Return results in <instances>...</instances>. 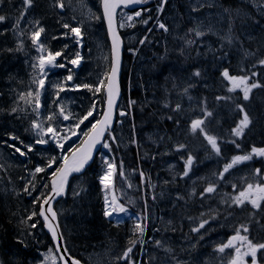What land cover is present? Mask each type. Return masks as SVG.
Wrapping results in <instances>:
<instances>
[{"label":"rangeland","instance_id":"obj_1","mask_svg":"<svg viewBox=\"0 0 264 264\" xmlns=\"http://www.w3.org/2000/svg\"><path fill=\"white\" fill-rule=\"evenodd\" d=\"M236 1L247 4L257 16L264 18V13H261L260 9L256 6L257 4L264 5V0H252L251 3H249V0ZM211 2L215 4V7L205 6L198 11H192V7L196 4V0H192L189 3L186 12L194 27L197 28V26H200V30L205 33L198 43V54L203 58L205 62L204 69L206 70L208 68L216 69L221 62L225 61L226 57L221 59V57L224 56V53H221L224 46L234 48L239 52V49L233 40L232 43H228V37H230L229 22L227 13L223 11V5L218 0H211ZM64 4L65 7L61 10L58 7H53V0H35L34 7L29 9L24 19L21 20L17 31H13L12 29L16 18L19 16V11L22 9L23 0H5V2L0 5V15L8 17V19L5 20L4 25H1L0 23V33H2L0 34V49L6 54V56L1 57L2 59L0 60L2 66H0V110L2 113L0 116V197H2V201L0 200V203L2 202L4 204L2 208H4L8 214L10 222L13 224V236L16 239L19 237L23 242H26L29 246H32L33 249L38 250L40 253L41 260L37 261L35 264H43L44 258L46 255H49V249L51 248L43 249V251H40L39 248H34L38 247L40 244L43 246L45 242L44 236H41L42 231L38 227L36 216L31 220L27 219L33 211H36L34 210L33 198L39 197L40 192L43 193L44 185L48 184L47 179L52 176L54 171H56L60 162L62 163L61 158L65 156L67 151L71 148L70 145L76 140L77 141L74 145L80 142L84 138L83 133L87 132L92 123H95V121L99 119L102 111L101 95L105 86V84L104 86H101L100 82L103 80L106 83L107 74H109L110 56L107 42L104 39V25H102V17L99 11L100 1L64 0ZM237 9L240 11L239 17L243 18L240 25L241 32L247 38L246 40L252 42L259 40V46L264 49V39L261 40V37H259V27L258 25L256 26L253 24L254 17H252L250 11L236 7L234 8L235 14ZM128 15L133 16L134 19L139 17H135V13L127 14L122 16L120 21V23L123 22L126 25L124 28H121L126 32L124 37L126 51L127 53L136 56L137 51H134L136 50L134 49V46L136 43H140V40L139 35H134L132 32H129L131 27L127 26V23H130L126 19ZM35 19H39L41 26L46 29V32L41 35V41L45 43L50 51H61L62 56L57 58V63L65 64V67L63 68L46 66L45 70L47 74L43 77L45 79V88L40 90L41 107L39 108V117H37V113L33 112V107H35L34 95L30 98L32 100L31 104L25 103V101L19 99L21 93L32 91L33 94H35L38 86L33 83V79L34 77L41 78L39 69H34L32 67L34 63H38L36 57L40 56L41 53L37 51L29 38L31 31L34 30L30 21ZM63 23H68L72 27H80L82 37L79 44L76 43V39L71 33L67 36L63 35L64 33L69 32L68 29L62 27ZM171 25L172 31L178 28V30L173 33V40L176 44L175 51L180 55L187 57L185 53L186 36L183 33V27L177 20H173ZM209 28H211V31H209ZM170 31L171 30L168 27L167 32ZM21 32H23L22 35ZM164 32L165 31L162 33ZM206 34L211 37L205 38ZM53 36L58 38L52 39ZM162 37L167 38L168 40L170 39L169 36L163 35ZM168 40L160 39V43L163 47L170 46ZM21 41L23 42V49L21 51H7V49H16L21 44ZM65 45H67V48L64 47ZM170 48H172V46H170ZM76 52L80 53L81 60L79 65L74 66L69 64L67 60L74 59ZM248 52H251V50L249 49ZM131 58L133 57H129V60H131ZM136 60L138 61V64L135 66L136 71L134 73H132L134 69L132 72L129 71L128 78L130 79L134 77L135 81H138L137 84L140 89H143L147 85L151 87L157 86L159 81L146 75V72L153 69L154 61L150 60L149 62H141V60L137 58ZM165 60V56L156 55V61L159 63H165ZM135 62L136 61L131 63L130 68ZM172 65L173 64L169 67L166 66L169 69H173L171 70V72H173L171 74L172 76L169 77L168 74L167 76L165 75L166 77L162 76V79L165 78L171 81L175 90L174 99H172V101L179 104H182V101H184L186 105L181 106L187 115L190 114L191 100L188 99L187 95H183V88L178 81L182 80L183 84L188 85L190 84L191 78L188 79V77H184L181 74V77H179L176 72H174V69H179V65H176V67H172ZM69 69L72 70L71 75L73 77L70 81L66 79L69 75ZM171 72L168 71V73ZM85 84L91 85L93 89L95 87H101V91L94 94L93 91H89L88 88L83 87ZM56 85H62L64 87V91H59L58 98V88ZM132 96V94L128 93V101L126 100L127 98L124 99L119 112H127V102L130 105V101H133ZM94 102L97 104V110L94 112L93 117H90L88 121H85V123L80 125L78 129H75L76 135L63 131L65 128L74 127L76 120L72 118L69 120H63V118L59 116L58 105L65 106L66 113L70 112L74 114V116H83ZM13 107H17L18 111L12 113L11 109ZM19 109H24V111L21 112ZM127 109H130L128 110L129 112L132 111L130 107ZM53 113L57 114V119L51 122L53 126L59 130L60 135L70 137V139L63 141V150L58 148L56 142L49 137H44L49 140V143L42 145L35 144V140L38 139V137L30 128V122L32 120L39 119L43 121L47 116ZM125 118L126 116H120L119 126L116 131L117 141L123 145L128 144L130 141L129 134L124 133L123 131L125 127H121V125L123 126V123L126 122V120H124ZM45 126H47V124ZM142 126L146 128L145 122L142 123ZM26 129H28V131H26ZM9 134L19 136L20 140L24 141L25 144L33 145V151L26 156H20L18 153H14L12 148H9L6 144L2 143V141L8 140ZM161 138H163V135L161 133H155V131H147L143 136L145 143L153 144L157 147L162 145L163 140ZM8 143H14L17 146H20L19 141L8 140ZM175 145L176 143L172 144V147ZM104 150L106 151L107 149ZM52 157L57 158L56 163L53 164L51 168H47V163ZM36 166L46 167V171L36 175L34 181L35 190L38 189L39 192L32 191V194L28 195L24 192V187L28 186L31 190L28 181L32 180L30 173L34 171ZM157 169L159 171V177L154 179L145 177V174L140 177L141 179H137L135 173L126 172L127 175H120L117 180V177L114 174L112 177L111 190L107 193L104 191V199L105 195H107L109 201H111L114 195L119 204L124 205L125 203H123L122 200H127L134 208H138V199L140 197L135 195V193L143 189V184L146 181L149 182L152 187H154L157 182L163 184L166 181H176L183 173L184 166L183 170H179L176 161L167 160L162 161ZM247 174V172H243L239 175V179L245 180L244 178ZM183 179V187L189 200L196 199L197 194L192 196L190 193L193 188L197 193L198 182H209L206 173L196 175V171L194 174V171L192 172V170L189 173V176ZM129 185H131V187ZM206 186L207 185H205V187ZM177 193L179 196L184 197L182 192L178 191ZM72 196H74V194L70 195V197ZM95 203H98V201ZM73 206H75V204ZM164 210L170 212V207L165 206ZM173 214L174 213H170L167 215L164 213L162 224L171 226L173 223L171 216H173ZM151 217L154 218V216ZM125 218H133L138 221V218L136 216L133 217L129 209L128 214H120L119 216L113 215L110 219H113L116 222H123ZM168 218H170V220L167 224ZM175 218L178 221L177 216H175ZM22 221H24V223H22ZM33 223L37 224L35 228L30 227ZM133 227L135 226H132V230H135ZM162 228L164 227L162 226ZM207 228L211 229V227L208 226ZM201 231L203 232L204 230ZM161 232L163 234H168L169 230H161ZM209 233L205 236L203 241H200L199 244H197L195 249L191 246L197 242L198 234L196 233L195 239L188 243L190 245H183V247H180V250H186L185 252L188 253L187 259L192 262L194 261V264H208L219 258L214 251L216 240H208L210 238ZM67 236H69L68 233ZM169 241L170 240H167L165 243L169 245ZM123 252L124 249L121 247H112L104 250H95L94 252L87 254L86 257L92 264H116L120 261H118L116 257L122 255ZM151 257H154L153 252L150 253L149 258ZM57 263L58 260H56L55 264ZM48 264H52V261L49 260ZM155 264H171V262L162 258L159 263Z\"/></svg>","mask_w":264,"mask_h":264},{"label":"snow or ice","instance_id":"obj_2","mask_svg":"<svg viewBox=\"0 0 264 264\" xmlns=\"http://www.w3.org/2000/svg\"><path fill=\"white\" fill-rule=\"evenodd\" d=\"M5 0H0V5H2ZM168 0H161L160 4L158 5L157 12H163L164 6L167 4ZM252 0H249L251 3ZM148 0H102L103 6V14L104 18L107 20L109 32L112 36V52H113V65L111 68L110 74H107V84H106V105L107 108L103 112L101 119L96 120L95 123H92L91 127L87 132L83 133L85 137L84 140L81 141V144L77 146L75 149H69L68 151L71 153V158L63 156L62 163L59 168L56 169L52 173V182H51V195L45 196L44 193H41L39 197H34V203L39 202L41 198H43L42 203H40V211L37 213L33 211L29 216L28 220H31L33 217L39 215L44 220L45 227L51 232L53 241H57L56 243V253H60L61 249H63V254L56 255L52 254V249H49V255H46L44 258L43 264H48V261L51 260L52 264H55L56 260L59 259L62 264H80V261L77 260L75 257L69 254V251L66 246L63 245V234L58 232L59 225L55 224L54 222L57 220V212L52 207V201L58 197L65 194V189L67 185V179L69 174L76 172H81L85 165L89 163L90 160L93 159V149L96 148L97 145H101L104 149L111 150V145L108 142V139L105 138V133L109 134V137L113 142H115L116 137L111 135V126L113 122V117L115 114V107H116V100L120 94V88L118 83V72L120 68V49H121V40L116 32V10L121 5L127 7L128 5H136V4H146ZM35 5V0H23L22 9L19 11V16L16 18L15 24L13 25V31H17L19 29V25L21 20L24 19L25 15L28 13L29 9L33 8ZM215 7V4L211 2V0H196L195 6L192 7V11H198L203 7ZM261 13H264V5L257 4L256 5ZM53 7H58L61 10L64 9L65 4L64 0H53ZM225 13L229 14V32L232 31V24L234 22V18L231 15L229 9L225 8L223 10ZM142 15L141 11L135 12V17H140ZM236 16H240V11L236 10ZM8 17L5 15H0V23L4 22ZM128 22H133L134 18L131 15L126 17ZM148 19L142 20L143 24H148ZM33 25V29L30 33V39L32 44L36 47L37 51L41 53L40 56L36 57L38 63H34L32 67L34 69L38 68L41 74V78L33 79V83L37 84V90L35 94L32 91L27 93H21L19 99L25 101V103L31 104L32 100L30 98L35 97V107H33V112L37 113V117H39V108L40 105V96H41V89L45 88V79L43 78L46 76V66L49 67H65V64H58L57 58L62 56L61 51L52 52L50 51L44 42L41 41V35L46 32V29L41 26L40 20L35 19L30 21ZM253 23L258 24V20L253 19ZM126 25L125 23H120L119 27L124 28ZM127 26L134 27V23H129ZM62 27L64 29H68V33H64V36H67L71 33L75 39L76 43H80V39L82 37L80 27H72L68 23H63ZM158 28L167 32L168 27L163 22H158ZM151 31V29H149ZM211 31V28H209ZM189 32L195 34L196 37H201L205 35L203 31L200 30V26L197 28L189 29ZM2 34V33H0ZM23 32H21V35ZM58 37L53 36L52 39H57ZM147 40V37L140 40V43L143 44ZM195 43L193 40H188L187 44L191 45ZM228 43H232V38L228 37ZM67 48V45L64 46ZM23 49V42L16 49H7V51H21ZM246 55L254 56L255 52H246ZM227 53H224V56L221 59L225 58ZM67 59V58H65ZM81 60L80 53H75L74 59H69L67 62L71 65H79ZM257 64L261 67H264V59H259ZM257 64H254L252 67L255 68ZM241 72H245L246 69L241 68ZM71 69H69V75L66 77L67 80H72ZM192 75L197 78L203 79V75L201 70H195ZM220 76L223 81L227 82V92L228 93H235L239 90L242 93V100L245 102H249L251 100V96L253 90L255 89H264V84H262L259 80L254 79L255 77L259 76L258 72L251 71L249 74L245 75H233L230 73L227 67L222 68L220 71ZM101 86H104L105 82L102 80L100 82ZM58 88L57 98L59 95V91H64V87L62 85H56ZM79 87V86H77ZM83 87L88 88L89 91H93L95 93H99L101 91V87H93L91 85H83ZM194 87V85L189 84L187 87L183 89V94L188 96V99L191 100L192 97L188 95L189 89ZM217 102L220 101H232L234 105L233 111L239 114V119L237 120L235 127L231 129V135L235 137L228 143L233 144L237 149L241 147L240 143H238V139H241L245 136L246 131H250L252 127H254V118L250 115L249 111L247 110V106L244 103H237L236 100L239 97L234 98L232 96H216L215 97ZM135 104V101H130L131 105ZM165 107H170L168 103H165ZM59 108V116L63 118V120H69L70 118L76 120V124L74 127L65 128L63 131L70 132L72 135H76L75 129H78L80 125L84 124L85 121H88L90 117H93L94 112L97 110V104L94 102L90 109L84 114L83 116H74V114L65 112V106L58 105ZM182 110L181 104L177 103L172 111L175 113H179ZM18 111L17 107H13L11 109L12 113ZM19 111L23 112L24 109H19ZM200 112L201 116H198L194 119H191L189 124V132L192 134L199 133L203 136L204 140L207 142V145L210 146L212 152L216 156L222 155V148H221V141L215 135H212L207 130V122H209L210 118L213 117V111L208 107L207 98H203L200 101ZM130 113L125 111H120V116H127ZM57 119V114L53 113L45 118V120L41 121L39 119H34L30 122V128L33 130L38 137L35 140V144H47L49 143L48 139L44 137H49L51 140L56 142V146L60 149H64L63 141L70 139L69 136H62L59 134V130L53 126L51 123ZM167 119L173 120L172 116H168ZM174 122L179 125V119L174 120ZM47 124V126H45ZM134 127V126H133ZM28 131V129H26ZM163 139V138H161ZM8 140L11 141H19L20 146H17L14 143H8ZM8 140L2 141L3 144H6L7 147L12 148L14 153H18L20 156H26L28 153L33 151V145L25 144L24 141L20 140L19 136L16 135H8ZM135 142V141H133ZM187 148L186 144L179 143L174 146V151L176 152H184ZM254 157H264V148H257L252 147L251 151L245 154H238L234 155L231 160L224 164L223 170L218 174V179L223 181L225 179V174L229 173L230 170L234 169L236 166L243 164L247 161H251ZM56 157H52L49 159L47 163V168H51L53 164L56 163ZM184 159V157H182ZM195 161V157L188 153L186 159H184V171L181 174V179L188 177L189 173L192 170L193 164ZM103 163L106 165V170L104 171L103 175L100 176V183L103 185V190L105 193L111 190L112 187V177L117 171L116 165L114 160L109 161L107 157L103 158ZM46 167L36 166L34 171L30 173L32 180L28 181V184L31 186V190L28 186L24 187V192L28 195L32 194V191H35V178L36 175L39 173H44L46 171ZM119 175L123 176V164L120 165V172ZM143 172H141V176H143ZM254 175L260 177V182L256 183H246V186L237 190V185L232 184L233 190L236 192L235 195L227 194L228 198L221 200V202L227 205L228 208H241L244 209L246 205H250L251 208L254 210L248 214L247 222L239 224L234 229V234L231 235L226 242L219 243L215 246L214 251L220 254L221 257V264H224V257L227 255V264H248V260L246 258H251V264H260V260H264V243H257L253 242L250 239V232L253 225H255L258 229L264 230V224L261 223V219H264V173L261 172V169L257 168L254 171ZM167 183V181L165 182ZM131 187V185H129ZM48 187V185H45ZM218 185L214 183H208L206 187L199 193L201 199L205 198L206 196H211L217 192ZM79 193H77L78 195ZM196 190L193 188L190 195L195 196ZM155 199V197H153ZM178 200H183V196H177ZM47 205V207H45ZM105 210L104 216L106 218H111L113 215L119 216L120 214H128V209L123 205L119 204L116 201L115 196L113 195L112 200L109 201L108 196L105 195ZM205 213H201V217H203ZM232 213L229 212L228 216H231ZM218 218V214L210 215L207 219H200L198 226L192 227L191 232L198 234L196 244H193L191 247L193 249L196 248L197 244L200 241H203L205 236L211 231V229L206 228V225L210 224V221L216 220ZM227 219V217H225ZM147 219V218H145ZM189 219H192L189 217ZM118 223H122V221H117ZM24 223V221H22ZM37 226L36 223L30 225L31 228H35ZM146 224L137 223L135 226V231L139 233V236L142 238L145 233ZM201 230H204L203 232ZM186 239H190L189 237H185ZM20 243H24L23 241H19ZM141 244L144 243L143 239L139 241ZM137 241L132 240L130 241L131 247H128L122 255L116 257V259L128 261L129 264H136L131 260L130 254L133 251V247L136 245ZM155 245L158 248H163L166 253L169 254L171 264H188V262L180 260L177 255H174V249L171 247H166L165 243L161 240H155ZM26 246V245H25ZM233 250L232 253H226V250ZM182 251L184 249H181ZM258 253L260 254V258L258 259ZM67 257V258H66ZM2 264V262H0Z\"/></svg>","mask_w":264,"mask_h":264},{"label":"trees","instance_id":"obj_3","mask_svg":"<svg viewBox=\"0 0 264 264\" xmlns=\"http://www.w3.org/2000/svg\"><path fill=\"white\" fill-rule=\"evenodd\" d=\"M176 1V0H171ZM225 8L229 9L231 12V15L234 18V22L232 24V31L230 32L232 39L236 42L237 47L239 49H232L228 46H224V50L227 52V60L222 64V68L227 67L231 74L233 75H245L249 74L251 71H255L259 73V76L255 77L254 79L259 80L262 84H264V67H261L257 64V61L259 59H264V49L259 46V40L257 41H245V37L241 32V21L239 17L236 16L234 12V8L238 6V3L236 0H218ZM150 4L147 5V9H149V15L155 17V13H157L158 5L160 4L161 0H148ZM181 4H187L188 0H177L176 3ZM167 4H170V0H168ZM178 10V9H177ZM168 15L175 16V14L172 11H169L166 9V12ZM228 17L229 14L227 13ZM254 20H258L259 23L256 24L259 26L260 34L259 37H261V40L264 39V20L255 17ZM229 22V18H228ZM5 23H2L3 25ZM264 41V40H263ZM250 49L252 52H255L254 56L246 55V52H248ZM241 51V52H240ZM5 56L2 50L0 49V58ZM229 59V60H228ZM254 64H257L255 68L252 66ZM177 65H180L177 63ZM166 65H156L154 68V78H156L159 81L160 85H165L167 82L165 80H161V76L164 72H166ZM191 68H193V64L190 65ZM241 68L246 69L245 72H241ZM134 69V70H133ZM129 71L134 73L136 71L135 68H128ZM197 70L196 68L194 71ZM203 79L197 78L194 84V87L189 89V94L192 95V93H198L197 99H198V106L194 113L191 114V119H194L193 116L196 115V113L200 112V101L203 98H207L208 101V107L210 110L213 111V117L210 118L209 122H207V130L210 134L217 136L220 138L221 141V148H222V155L219 156L221 166H224L225 163L229 162L231 158L234 155L238 154H245L251 151L252 147H264V89H255L253 90L251 100L249 102H245L242 100V93L237 90L235 93H228L227 88V82L223 81L220 76V71L222 70H216L213 71L209 69L210 71L204 72L202 68H200ZM193 71V72H194ZM208 80V82H207ZM207 84V88L202 87L201 83L205 82ZM162 87V86H161ZM136 91H133L132 93L135 95ZM158 92V96L162 98L163 96L160 94V90H156ZM168 92V91H165ZM147 93H143L142 91L138 96H133V98L137 101V105L134 107V114L133 119L135 120V124L138 128L143 127L142 123L143 121H148L152 124H160L161 128L164 132H168V126H174L176 123L174 120L179 119L180 126L187 127L188 128V134L184 137L185 144H187L188 151L184 155V159H186L187 154L191 153L195 159L198 160L197 163V169H203L204 167L208 166L210 155L214 154L210 148L209 145H207V142L204 140L203 136H201L199 133L192 134L189 132V124L190 121H186L185 118L181 114L176 113H169L168 109L172 106L171 102L169 100H163L162 101V109L165 112H162L160 108H157L156 111H154L153 106L150 108H140L139 104L142 103V101H145ZM166 96V94H164ZM216 96H232L234 98L239 97V99L236 100L237 103H244L247 106V110L249 111L250 115L254 118V127L251 128L250 131H246L245 136L241 139H238V143H240L241 147L237 149L233 144L228 143L227 141H230L232 139H235L231 135V129L235 127V124L237 120L239 119V114L237 112L233 111L234 105L232 104V101H220L217 102L215 97ZM126 99V98H125ZM128 101V98L126 99ZM133 100V101H135ZM135 101V103H136ZM165 103H168L170 107H165ZM128 106L129 103L127 102ZM151 104V103H150ZM149 104V105H150ZM134 105V104H133ZM132 106V105H131ZM145 107V102L143 104ZM199 115V114H197ZM168 116H172L174 119L169 120L167 119ZM201 116V115H200ZM163 118L162 121H160V118ZM160 121V123H158ZM177 125V124H176ZM158 126L159 125H156ZM155 128V127H154ZM141 130H138L137 132V140L138 144L132 143L128 150L125 152H122L123 149H121L119 146H112L111 150L109 151V154L112 158V161L114 160L115 165L117 169L120 171V165L123 164V169L125 170H136L145 172L146 176L151 177H157L159 175V171L157 170V166L159 161L161 160V156L155 158L154 156L148 155L145 147L142 145V142L140 140V132ZM131 137H132V133ZM207 150L206 153L204 151ZM182 159V156L176 155ZM174 157V155L172 156ZM102 162V157L99 156V158L95 161L93 168H89L84 178L81 181L80 187L78 188L77 192L75 193V198L72 197L68 199V207H67V213L69 215V222L67 225V228H69L71 231V236L67 238V234L64 230V236L66 238V242L68 244V247L70 250H75L72 254L80 259H83V252L85 250L90 249V247L94 246L95 244L92 242V238L94 237H100L101 241H104V238L102 236H107L109 233L111 234L116 233L120 235H125V231H129V228H120L115 229L110 222H107L104 218V211H103V202H102V192L100 187V176L104 173L103 167L99 164ZM105 166V165H104ZM149 168L148 172L147 169ZM223 169V167L218 168V172ZM201 171V170H196ZM207 173V172H206ZM157 187V188H156ZM152 188H156L154 190H150V192H153L156 194V198L160 199L162 198V192L165 195H168L170 193V190H173L175 188L170 186L168 183L164 185H159L156 183V185ZM203 187H199L198 194L202 191ZM240 188H237L236 191H239ZM77 193H79L77 195ZM221 195L224 194H231L234 195L236 192L231 188H225L224 190H221L218 192ZM220 195V196H221ZM200 198V195H199ZM212 198V196H211ZM214 198V197H213ZM78 200V201H77ZM203 199L200 201L202 202ZM98 203L96 204L95 202ZM212 202H215V204L219 203V196L214 198ZM75 204V206H73ZM96 204V205H95ZM164 204V203H163ZM209 204V203H207ZM4 204L0 203V249L1 254H3L4 257L9 256L12 264H24L27 261V255L26 251L22 249L23 245L16 244L14 242V236L12 233L13 224L10 222V219L8 218V214L2 208ZM197 203H191L189 206L190 208L185 209L182 211V216L185 217H191L192 219H189L190 222L193 221H199V214L197 210ZM226 206H223L225 208ZM2 208V209H1ZM36 208L38 206L36 205ZM222 209V208H220ZM224 210V209H222ZM91 250V249H90ZM28 261H30L28 259Z\"/></svg>","mask_w":264,"mask_h":264},{"label":"water","instance_id":"obj_4","mask_svg":"<svg viewBox=\"0 0 264 264\" xmlns=\"http://www.w3.org/2000/svg\"><path fill=\"white\" fill-rule=\"evenodd\" d=\"M121 7H125V6H124V5H121L119 8H117V10H116V13H117V14H118V11L120 10ZM137 7H138L137 4H136V5H132V4H130V5H128V6L125 7V8H127V9H129V10H133V9H135V8H137ZM102 12H103V6H102ZM117 14H116V32L118 33ZM103 15H104V14H103ZM104 19H105V18H104ZM105 24H106V27H107V32H108L109 41H110V43H111V47H112V36H111V34H110V32H109L108 23H107V20H106V19H105ZM118 35H119V37H120V34H119V33H118ZM120 40H121V42H122V43H121V49H120V68H119L118 77H117V78H118V83H119V88H120V76H121V67H122V54H123V49H124V44H123V41H122L121 37H120ZM112 65H113V52H112ZM120 98H121V88H120V94H119V96L117 97V100H116L115 113H116V110H117V107H118V104H119ZM106 108H107V105H106ZM105 110H106V109H105ZM115 120H116V117H115V114H114L111 129H112L113 126H114ZM105 134H106V133H105ZM100 146H101V145H97L96 148L93 149V158H94V156L96 155V153L99 151ZM70 158H71V157H69V159H70ZM91 161H93V159L90 160L89 163H88L87 165H85V167H87V166L91 163ZM79 173H80V172H79ZM73 174H76V172H73V173L69 174V176H68V179H67V185H66V189H65V193H66L67 188H68L69 179H70V177H71ZM50 195H51V194H50ZM62 196H63V195H62ZM60 197H61V196L56 197V198L51 202L52 205H53V203H54L56 200H58ZM45 207H47V205H45ZM41 218H42V217H41ZM42 220H43V218H42ZM43 221H44V220H43ZM54 223H55V224H58V220H56ZM46 230H47V232L50 234V236L52 237L51 232L48 230L47 227H46ZM58 232L61 233V232H60V228H58ZM53 243H54L55 246H56L57 241H53ZM62 243H63V245H64L63 240H62ZM64 246H65V245H64ZM61 254H63V249H61L60 253H58V255H61ZM66 258H67V257H66ZM80 264H82V263L80 262Z\"/></svg>","mask_w":264,"mask_h":264},{"label":"bare ground","instance_id":"obj_5","mask_svg":"<svg viewBox=\"0 0 264 264\" xmlns=\"http://www.w3.org/2000/svg\"><path fill=\"white\" fill-rule=\"evenodd\" d=\"M5 47H6V46H5ZM177 63L180 64L181 62L177 61ZM180 66H181V65H180ZM165 68H166L167 73H168V71L171 72V70H173V69H169V68H167V67H165ZM174 72H176V74H177V73H178V69H177V70L174 69ZM172 73H173V72L168 73L170 77L172 76V75H171Z\"/></svg>","mask_w":264,"mask_h":264},{"label":"flooded vegetation","instance_id":"obj_6","mask_svg":"<svg viewBox=\"0 0 264 264\" xmlns=\"http://www.w3.org/2000/svg\"><path fill=\"white\" fill-rule=\"evenodd\" d=\"M180 65H181V63H180ZM180 65H179V66H180Z\"/></svg>","mask_w":264,"mask_h":264}]
</instances>
